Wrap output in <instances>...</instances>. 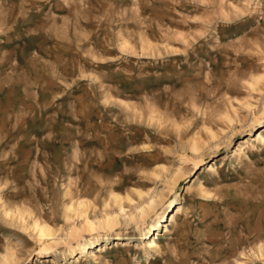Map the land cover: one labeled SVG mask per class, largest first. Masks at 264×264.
Wrapping results in <instances>:
<instances>
[{
  "label": "rangeland",
  "instance_id": "1",
  "mask_svg": "<svg viewBox=\"0 0 264 264\" xmlns=\"http://www.w3.org/2000/svg\"><path fill=\"white\" fill-rule=\"evenodd\" d=\"M261 134L264 0H0V264H264Z\"/></svg>",
  "mask_w": 264,
  "mask_h": 264
},
{
  "label": "bare ground",
  "instance_id": "2",
  "mask_svg": "<svg viewBox=\"0 0 264 264\" xmlns=\"http://www.w3.org/2000/svg\"><path fill=\"white\" fill-rule=\"evenodd\" d=\"M259 139L263 142V141H264V135L261 134V135L258 137V140H259ZM251 141H252V137L247 138L245 142H243V143L240 144V146L238 147V150H237V151H238V152H241V153H242V151H245L247 145H249ZM193 184H194V183H193ZM193 184H192V185H193ZM181 211H182V209H181V207H179L178 212L180 213ZM172 219H173V218H172ZM170 222L172 223V220H171ZM113 223H115V222H114V219H108V220L106 221V226H111ZM44 235H45V234H44ZM158 237H159V234H158V236H157V239H158ZM47 238H48V237H47ZM121 240H122V239H121ZM156 246H157L156 241H153V242L150 244V247H152V248H155ZM97 248H98V247H97ZM84 249H85V248H84ZM107 249H109L107 245H105V246H100V247L98 248V253H95V252L93 251L94 253H91V256H92L93 258H97V257H98V254H102V253L106 252Z\"/></svg>",
  "mask_w": 264,
  "mask_h": 264
}]
</instances>
